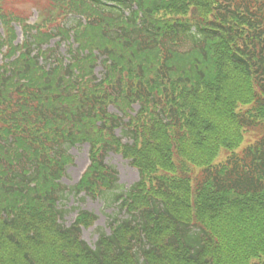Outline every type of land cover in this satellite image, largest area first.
Instances as JSON below:
<instances>
[{"label": "trees", "instance_id": "trees-1", "mask_svg": "<svg viewBox=\"0 0 264 264\" xmlns=\"http://www.w3.org/2000/svg\"><path fill=\"white\" fill-rule=\"evenodd\" d=\"M4 3L0 264H264V0ZM110 153L140 172L125 194ZM72 193L127 218L93 249L95 215L61 222Z\"/></svg>", "mask_w": 264, "mask_h": 264}, {"label": "rangeland", "instance_id": "rangeland-1", "mask_svg": "<svg viewBox=\"0 0 264 264\" xmlns=\"http://www.w3.org/2000/svg\"><path fill=\"white\" fill-rule=\"evenodd\" d=\"M43 2L44 0H5L4 8L7 11L12 12L15 16L29 17V21H34L37 18L36 8H39ZM13 25L18 30L16 31L18 34L17 41H19L22 39L20 25L18 23H13ZM0 34H4L2 25H0ZM64 50L65 49L62 47L63 52H65ZM101 71L102 68H98L97 72L99 77ZM118 133H120V131ZM89 152V145H77L69 149V154L73 156L74 162L67 168L66 175L62 180L66 187L73 188L81 180L90 164ZM106 161L118 171L119 185L123 187L122 189H118L120 193L125 194L130 187L140 181V172L134 169L130 162L126 161L121 156L111 153ZM110 198V196H102L97 199L91 197L81 199L75 197V194L73 193L70 194L69 197L64 200V205L66 206L64 209L67 213L65 214L64 219L61 220L62 224L70 227L80 211H87L95 214L96 217H98L96 224L93 227L84 229L82 234L83 239L92 248H95L101 232L104 231L106 234H111L110 225L114 222V219L124 220L127 218L119 211L118 203H112Z\"/></svg>", "mask_w": 264, "mask_h": 264}]
</instances>
